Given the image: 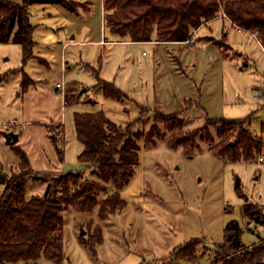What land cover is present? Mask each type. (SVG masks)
Masks as SVG:
<instances>
[{
    "label": "rangeland",
    "instance_id": "obj_1",
    "mask_svg": "<svg viewBox=\"0 0 264 264\" xmlns=\"http://www.w3.org/2000/svg\"><path fill=\"white\" fill-rule=\"evenodd\" d=\"M76 1L75 11L55 4L28 7L35 46L26 63L20 45L0 43V168L4 172L18 164L7 143L9 136L40 175L82 172L91 178L90 170L78 161L83 146L75 134L74 113L103 111L123 131L129 126L141 137L139 163L119 191L126 202L121 212L103 221L98 209L63 213L66 259L62 264H221L218 245L230 222L241 225L244 244L264 237V225L247 224L241 216L245 202L264 211V164L258 161L264 155V99L258 96L264 93V53L257 40L217 19L202 26L192 45H101L99 40L123 39L105 27L101 0ZM205 37L218 40L208 38L211 47H207L202 45ZM66 41L79 43L61 49ZM215 51L227 59L221 60ZM172 69L178 70L179 78L173 77ZM97 77L114 84L124 98L104 96ZM24 81L30 85L26 87ZM61 81L64 98L55 88ZM155 112L178 115L186 132L204 129L189 155L167 145L170 134ZM246 118L249 123L244 128L263 146L254 161L229 163L216 157L212 148L219 139L208 120ZM154 125L165 139L146 144L143 135ZM234 131L229 133L231 140ZM11 134L17 142H12ZM50 134L56 137L57 149ZM45 188L39 180H26L27 196H41ZM90 221L102 235L94 254L80 243L88 238ZM194 241L198 242L194 261L171 257L178 247ZM41 264L55 263L41 260Z\"/></svg>",
    "mask_w": 264,
    "mask_h": 264
},
{
    "label": "trees",
    "instance_id": "obj_2",
    "mask_svg": "<svg viewBox=\"0 0 264 264\" xmlns=\"http://www.w3.org/2000/svg\"><path fill=\"white\" fill-rule=\"evenodd\" d=\"M75 2L78 1L21 0L17 3L0 0V43L20 45L22 60L26 63L35 46L28 7L55 4L75 11L72 7ZM103 12L105 27L133 43L150 42L154 33L158 43L187 42L202 25L221 15L243 31L257 32L264 50V0H103ZM23 76L24 79L28 77L24 73ZM97 78V86H101L104 96L124 98V93L114 84ZM24 82L26 87L30 85ZM155 114L170 134L167 145L173 149L182 148L189 155L204 129L186 132L178 115ZM208 122L216 128L219 139L212 148L216 157L229 163H250L261 151L262 142L244 128L249 123L248 118ZM73 123L77 140L83 146L78 161L90 170L91 178L84 177L82 172L40 175L31 168L27 154L12 144L8 136L7 143L16 153L18 164L9 173L0 168V264H41V260L62 264L66 259L61 231L65 211L89 213L98 209V218L103 221L126 207L119 191L129 183L139 163L138 140L141 137L129 126L123 131L103 111L74 113ZM151 128L143 135L146 144L165 139L156 125ZM232 130H235L234 140L229 137ZM50 140L57 149L53 134ZM27 179L44 183V194L27 196ZM237 186L236 183V190ZM241 212L245 220L264 225V211L257 205L246 202ZM92 226L91 221L87 223L88 238H81L80 243L94 254L95 247L102 242V235L99 226ZM240 234L236 221L226 226L224 241L218 245L217 261L221 264H264V237L245 247L240 242ZM197 243L178 247L171 257L194 261Z\"/></svg>",
    "mask_w": 264,
    "mask_h": 264
},
{
    "label": "crops",
    "instance_id": "obj_3",
    "mask_svg": "<svg viewBox=\"0 0 264 264\" xmlns=\"http://www.w3.org/2000/svg\"><path fill=\"white\" fill-rule=\"evenodd\" d=\"M76 1V0H75ZM101 6H102V8H103V0H101ZM102 15H104V12H103V10H102ZM217 19H222L223 20V22L224 21H226L228 24H229V27L231 28V29H233V30H235V31H237V32H241V33H247V34H250V35H252L251 33H248V32H246V31H243L242 29H240V28H238L237 26H234L230 21H228L226 18H224V17H222L221 15H219L217 18H215V19H213V20H217ZM213 20H211V21H213ZM211 21H209V22H207V23H205L204 25H202L203 27L204 26H206L207 24H209ZM202 26L197 30V31H195L194 33H193V35H192V37L190 38V40L189 41H187V42H183V43H158V42H156V35H155V33L152 35V40L150 41V42H147V43H150V44H153L154 46H158V45H161V44H175V45H182V46H187L186 44L187 43H190V45H192L193 43V41H194V38H195V35L197 34V32L202 28ZM224 31V30H223ZM223 31H221L222 33H223ZM111 34V33H110ZM112 36H115L116 37V35H114V34H111ZM227 35V33H225L223 36H222V39H223V37L224 36H226ZM118 37V36H117ZM253 37V36H252ZM119 38V37H118ZM208 38L209 39H215V40H218V39H216V38H212V37H205V38H203V42H202V45H204V46H207V47H211V44H210V41H207L208 40ZM254 38V37H253ZM119 39H121V38H119ZM258 42V41H257ZM79 42H74V41H66L65 43H63L62 44V46H61V49L64 47V46H70V45H73V44H78ZM98 43L99 44H101V45H105L106 43H114V44H121V43H126V44H132L133 42H130V41H128V40H124V41H122V40H120V41H115V40H113V41H103V40H99L98 41ZM258 44H259V46L261 47V45H260V43L258 42ZM189 45V46H190ZM229 46V45H228ZM230 47V46H229ZM232 49V48H231ZM261 49H262V51H263V53H264V50H263V48L261 47ZM234 52H236V51H234ZM237 53V52H236ZM214 55H217V57L218 58H220L221 60H225V59H227V58H224L222 55H221V53H217L216 51H215V53H213ZM240 54V53H239ZM241 55V57H242V54H240ZM210 57H212V55L210 56ZM211 59H213V58H211ZM228 60H232V59H230V58H228ZM209 63H211V62H209ZM174 72H173V77H178V74L176 73L178 70H176V69H172ZM213 71V70H212ZM179 78V77H178ZM93 86H95V85H92V87ZM88 87H90V86H88ZM243 163V162H242ZM1 191H2V189H1ZM1 193V192H0ZM246 203V202H245ZM247 203H249V202H247ZM243 205V204H242ZM241 216H242V219H244V217H243V215H242V212H241ZM245 221H247V220H245ZM238 223V222H237ZM251 222L250 221H247V224H250ZM238 225H239V227H240V229H241V232H242V228H241V225L238 223ZM249 229V228H248ZM263 237V236H262ZM240 240H241V234H240ZM259 241V240H258ZM258 241H255V242H251V243H249V244H244V243H242V245H244L245 247H249V246H251L252 244H254V243H257Z\"/></svg>",
    "mask_w": 264,
    "mask_h": 264
},
{
    "label": "built area",
    "instance_id": "obj_4",
    "mask_svg": "<svg viewBox=\"0 0 264 264\" xmlns=\"http://www.w3.org/2000/svg\"><path fill=\"white\" fill-rule=\"evenodd\" d=\"M252 36L259 42L257 32L252 33ZM55 88H56L57 91L61 92L62 98H64V96H65V85H64L63 81L57 82L55 84ZM258 96L264 99V93L263 92H258ZM258 161L260 163L264 164V155L263 156H258Z\"/></svg>",
    "mask_w": 264,
    "mask_h": 264
},
{
    "label": "water",
    "instance_id": "obj_5",
    "mask_svg": "<svg viewBox=\"0 0 264 264\" xmlns=\"http://www.w3.org/2000/svg\"><path fill=\"white\" fill-rule=\"evenodd\" d=\"M11 138H12V142H14V143L18 141V137L14 134H11Z\"/></svg>",
    "mask_w": 264,
    "mask_h": 264
}]
</instances>
